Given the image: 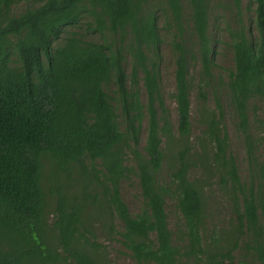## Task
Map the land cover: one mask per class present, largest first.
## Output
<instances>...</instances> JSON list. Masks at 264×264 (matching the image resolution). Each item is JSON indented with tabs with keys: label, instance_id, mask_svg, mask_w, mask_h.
<instances>
[{
	"label": "trees",
	"instance_id": "16d2710c",
	"mask_svg": "<svg viewBox=\"0 0 264 264\" xmlns=\"http://www.w3.org/2000/svg\"><path fill=\"white\" fill-rule=\"evenodd\" d=\"M20 2L28 6L13 15ZM155 2L0 0V264H105L100 237H119L135 264H236L237 252L241 264H264V161L255 153L264 150V123L253 138L248 120L249 103L264 101V0H253V27L241 0H231L234 27L227 28L233 67L226 92L244 138L247 182L228 152L219 94L213 110L205 105L215 66L211 0H186L190 27L181 0H162L164 8ZM160 13L175 26V132L160 86ZM196 62L203 130L191 141ZM163 165L166 182L158 180ZM132 177L142 198L136 216L120 194ZM214 185L231 206L217 238L204 228ZM167 202L178 221L174 232Z\"/></svg>",
	"mask_w": 264,
	"mask_h": 264
},
{
	"label": "rangeland",
	"instance_id": "374dc122",
	"mask_svg": "<svg viewBox=\"0 0 264 264\" xmlns=\"http://www.w3.org/2000/svg\"><path fill=\"white\" fill-rule=\"evenodd\" d=\"M183 4L184 17L186 23L184 27H190L188 21L189 10L186 7V0H181ZM26 6V3H16L11 8V13L16 15L22 12ZM155 7H165L162 4V0H156ZM253 0H241V14L246 25L251 26L253 20ZM235 9L231 0H211V10L209 13L210 31L214 37L213 47L215 51L213 74L214 76L207 83L204 88L206 95V107L210 110L214 109V94L218 93L223 108L224 120L223 125L226 128L229 143L228 152L235 158L236 165L238 167V173L242 182L248 181V161L246 155V147L244 144L243 134L241 133L236 115L230 106L229 98L226 92V82L228 71L233 67L232 51L228 45L229 37L227 34L228 27H234ZM81 27H84L82 25ZM174 25L168 21L161 13L158 17V30L162 39L161 44V64H160V86L164 99L165 106L168 110L169 120L172 125V129L175 132L177 126L176 108L174 102L175 81H174V55L171 50L170 42L172 38V32ZM253 27V25L251 26ZM169 31V32H168ZM89 39L100 41L98 35L87 36ZM192 41V40H191ZM125 70L129 76L130 64L126 61ZM200 64L196 62L191 68V83L192 88L189 94L190 100V117H191V141H196L203 130L202 125V111L201 105L197 99V85L199 81ZM113 87L107 88V92L112 96ZM139 91L140 97L143 103L146 101L145 91L143 87V81L141 75H139ZM254 107V110H253ZM248 120L249 131L253 138L259 137L261 132L259 123H264V101L261 99H255L249 103L248 107ZM146 141V122H143L139 150H143ZM162 149H166V145L163 142ZM258 160L264 161V150L258 148L256 151ZM194 177L201 178L198 171L193 172ZM158 180L160 182H166L167 173L166 167L163 165L161 168ZM120 194L122 200L128 207V210L132 216H136L142 207L141 190L137 178L132 177L131 180L123 181L120 186ZM207 208H206V220L204 224L205 232L208 236L219 237L223 230H226L229 226L231 219V206L228 198L222 193V191L214 185L207 193ZM264 208V207H263ZM165 210L167 213L168 226L174 232L178 221L173 211L170 202L166 203ZM261 222L264 224V210L260 216ZM121 223L115 221V227L121 230ZM103 238H99V241L103 243L106 250L105 264H135L131 258V253L121 244L119 237L113 241H107ZM211 240V239H210ZM236 264H241L244 260L242 252L235 253ZM248 261V258L246 259Z\"/></svg>",
	"mask_w": 264,
	"mask_h": 264
}]
</instances>
